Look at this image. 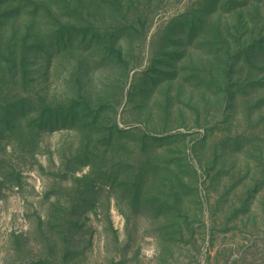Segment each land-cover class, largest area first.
<instances>
[{"label":"rangeland","instance_id":"obj_1","mask_svg":"<svg viewBox=\"0 0 264 264\" xmlns=\"http://www.w3.org/2000/svg\"><path fill=\"white\" fill-rule=\"evenodd\" d=\"M0 264H264V0H0Z\"/></svg>","mask_w":264,"mask_h":264}]
</instances>
